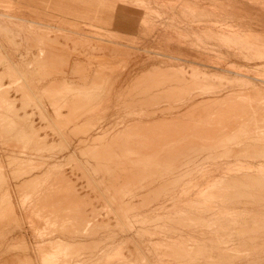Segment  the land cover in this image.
I'll return each mask as SVG.
<instances>
[{"label": "rangeland", "instance_id": "1", "mask_svg": "<svg viewBox=\"0 0 264 264\" xmlns=\"http://www.w3.org/2000/svg\"><path fill=\"white\" fill-rule=\"evenodd\" d=\"M212 9L202 66L0 14V264H264V59Z\"/></svg>", "mask_w": 264, "mask_h": 264}, {"label": "crops", "instance_id": "2", "mask_svg": "<svg viewBox=\"0 0 264 264\" xmlns=\"http://www.w3.org/2000/svg\"><path fill=\"white\" fill-rule=\"evenodd\" d=\"M138 1H149L151 11L164 18L136 7ZM212 8L219 12L227 10L232 17L244 19L242 30L229 40L240 48L257 52L256 56L264 59V0H0V14L35 27L89 37L88 31L77 28L84 25L106 32L112 26L125 32L138 30L152 35L161 51L173 59L183 60L185 55L173 50L171 44L185 41L196 51L197 64L201 66L210 65L211 58L216 59V56H206V33L221 35L219 29L211 30L204 24L206 13ZM188 9H191V17L202 20L197 26L184 19L183 12ZM213 16L217 17L214 13ZM172 19L174 22L169 23ZM194 36L201 38V43H196ZM111 38V41L125 39ZM120 41L113 42L119 44Z\"/></svg>", "mask_w": 264, "mask_h": 264}, {"label": "bare ground", "instance_id": "3", "mask_svg": "<svg viewBox=\"0 0 264 264\" xmlns=\"http://www.w3.org/2000/svg\"><path fill=\"white\" fill-rule=\"evenodd\" d=\"M19 23V22H18ZM31 97V96H30ZM74 105L72 104V107H73ZM74 108V107H73ZM163 127V126H162ZM55 130V129H54ZM167 131V130H166ZM146 132H148V131H146ZM162 132V131H161ZM165 134H167L166 132H165ZM164 134V135H165ZM62 135V134H61ZM127 135V134H126ZM142 135V134H141ZM155 135V134H154ZM116 136V135H115ZM114 136V137H115ZM125 136V135H124ZM121 137V136H120ZM136 137V136H135ZM122 138V137H121ZM145 139V138H144ZM149 139V138H148ZM122 141V140H121ZM152 141H153V139H152ZM129 143V142H128ZM140 143V142H139ZM149 143V142H148ZM109 144V143H108ZM146 144V143H145ZM111 145V144H110ZM147 145V144H146ZM118 146V145H117ZM142 146V145H141ZM248 146V145H247ZM130 147V146H129ZM144 148V147H143ZM121 149V148H120ZM143 150V149H142ZM130 151V150H129ZM146 151V150H145ZM143 152V151H142ZM124 153V152H123ZM149 153V152H148ZM125 154V153H124ZM142 154V153H141ZM138 155V154H137ZM140 155V154H139ZM150 155V154H149ZM128 159V158H127ZM127 161V160H126ZM81 163V162H80ZM120 163V162H119ZM82 164V163H81ZM111 166V165H110ZM22 169V168H21ZM50 169V168H49ZM125 169V168H124ZM17 171V170H16ZM24 171V170H23ZM114 171V170H113ZM31 173V172H30ZM114 173V172H113ZM115 173H117V172H115ZM135 173V172H134ZM150 173V172H149ZM162 174V173H161ZM27 175V174H26ZM31 175V174H30ZM117 176H118V174H117ZM118 178V177H117ZM170 178V177H169ZM119 179V178H118ZM94 181V180H93ZM120 181V180H119ZM154 181V180H153ZM258 181V180H257ZM170 182V181H169ZM89 183V182H88ZM263 183V182H262ZM171 184V183H170ZM176 184V183H175ZM151 186V185H150ZM260 186V185H259ZM146 187V186H145ZM148 187V186H147ZM263 187V186H262ZM141 189V188H140ZM154 189V188H153ZM246 189V188H245ZM263 189H264V187H263ZM57 190H58V188H57ZM250 191V190H249ZM236 192V191H235ZM49 193V192H48ZM170 193V192H169ZM161 194V193H160ZM50 195V194H49ZM52 195V194H51ZM50 195V196H51ZM58 195H59V193H58ZM136 195V194H135ZM159 195V194H158ZM241 195V194H240ZM252 195V194H251ZM251 195H250V197H251ZM46 196V195H45ZM228 196V195H227ZM132 197V196H131ZM231 198V197H230ZM261 198V197H260ZM259 198V199H260ZM47 199V198H46ZM65 199V198H64ZM63 199V200H64ZM233 199V198H232ZM234 200V199H233ZM237 200V199H236ZM23 201V200H22ZM71 201V200H70ZM108 201V200H107ZM28 202V201H27ZM36 202V201H35ZM42 202V201H41ZM53 202V201H52ZM105 202V201H104ZM63 203V202H62ZM68 203V202H67ZM80 203V202H79ZM77 204V203H76ZM107 204V203H106ZM105 204V205H106ZM31 205V204H30ZM51 205V204H50ZM66 205V204H65ZM79 205V204H78ZM45 206H46V204H45ZM109 206V205H108ZM64 207V206H63ZM82 207V206H81ZM49 208V207H48ZM111 208V207H110ZM41 209V208H40ZM43 209V208H42ZM61 209V208H60ZM75 209V208H74ZM29 210V209H28ZM42 211V210H41ZM49 211V210H48ZM58 211V210H57ZM76 211V210H75ZM84 211V210H83ZM78 212H79V210H78ZM81 212V211H80ZM66 213V212H65ZM68 213V212H67ZM72 213V212H71ZM70 213V214H71ZM82 213V212H81ZM83 214V213H82ZM77 215V214H76ZM26 216V215H25ZM58 216H59V214H58ZM85 216V215H84ZM117 216V215H116ZM63 217V216H62ZM66 217H67V214H66ZM86 217V216H85ZM197 217V216H196ZM79 218V217H78ZM87 218V217H86ZM12 220V219H11ZM63 220V219H62ZM61 221V220H60ZM77 221V220H76ZM116 222V221H115ZM122 223V222H121ZM89 224V223H88ZM73 224H71V226H72ZM86 225V224H85ZM77 226V225H76ZM83 226V225H82ZM95 226V225H94ZM60 227V226H59ZM122 227V226H121ZM54 228V227H53ZM87 228V227H86ZM94 228V227H93ZM76 229V228H75ZM89 229H90V227H89ZM122 229V228H121ZM74 230V229H73ZM124 230V229H123ZM85 231V230H84ZM91 231V230H90ZM48 232V231H47ZM32 233V232H31ZM84 234V233H83ZM141 234V233H140ZM87 236V235H86ZM261 238V237H260ZM61 240V239H60ZM128 240V239H127ZM134 240V239H133ZM216 242V241H215ZM98 243V242H97ZM133 244V243H132ZM137 244V243H136ZM79 245V244H78ZM251 245V244H250ZM72 248H74V247H72ZM96 248V247H95ZM214 249V248H213ZM218 249V248H217ZM82 250V249H81ZM195 252V251H194ZM202 252V251H201ZM182 253V252H181ZM62 254V253H61ZM76 254V253H75ZM183 255V254H182ZM85 257V256H84ZM228 257V256H227ZM241 257V256H240ZM31 258V257H30ZM33 261V260H32ZM85 261V260H84ZM229 261V260H228ZM11 263V262H10ZM29 263V262H28ZM61 263V262H60ZM8 264V263H7Z\"/></svg>", "mask_w": 264, "mask_h": 264}]
</instances>
